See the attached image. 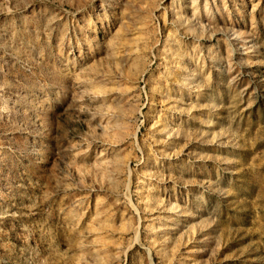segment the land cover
Returning a JSON list of instances; mask_svg holds the SVG:
<instances>
[{
	"label": "rangeland",
	"instance_id": "rangeland-1",
	"mask_svg": "<svg viewBox=\"0 0 264 264\" xmlns=\"http://www.w3.org/2000/svg\"><path fill=\"white\" fill-rule=\"evenodd\" d=\"M0 264H264V0H0Z\"/></svg>",
	"mask_w": 264,
	"mask_h": 264
},
{
	"label": "bare ground",
	"instance_id": "bare-ground-1",
	"mask_svg": "<svg viewBox=\"0 0 264 264\" xmlns=\"http://www.w3.org/2000/svg\"><path fill=\"white\" fill-rule=\"evenodd\" d=\"M98 158L101 159V160H103L105 158V153L103 151H101L100 152V155L98 156Z\"/></svg>",
	"mask_w": 264,
	"mask_h": 264
}]
</instances>
